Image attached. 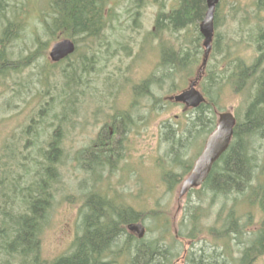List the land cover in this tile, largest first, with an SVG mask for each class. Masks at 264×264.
Returning a JSON list of instances; mask_svg holds the SVG:
<instances>
[{"label": "rangeland", "instance_id": "rangeland-1", "mask_svg": "<svg viewBox=\"0 0 264 264\" xmlns=\"http://www.w3.org/2000/svg\"><path fill=\"white\" fill-rule=\"evenodd\" d=\"M1 1L5 11L1 9L0 40L5 36L8 22L15 24L16 30L14 37L4 43L5 56L10 64L5 69L6 76L0 78V213L5 210L4 189L13 190L15 186L20 197L18 210H23L20 203L23 202L24 185L31 186L36 180L28 178V174L36 170L37 161H42L44 150L57 127L63 137L61 176L54 185L55 199L41 235L42 258L53 261L72 252L75 239L82 234L83 212H86L92 194L108 196L107 199L115 200L119 207H132L143 213L165 211L159 218L170 222L171 236L179 233L188 208L196 206L204 229L212 228L215 234H221L218 215L223 216L225 205H228V212L232 200L215 197L209 192H197L200 190L197 189L185 196L180 204V184L169 190L164 180L170 170H175L178 175L186 173L185 165L194 164L207 139L190 138L186 146L174 149L180 162L182 160L181 164L170 158L171 147L165 140V125L171 123L179 137L184 135V138L186 130L191 128L188 123L192 118L190 112L186 113L183 106L167 101L170 95L180 90L171 92L172 84L165 82L162 87L154 89V98L160 101L141 96L135 100L134 87L159 71L161 41L156 37L159 34L156 29L159 5L152 0H109L105 34L97 38H73L78 47L75 54L55 68L49 58L55 44L51 40L54 36L49 35L48 28L51 27L52 33L58 30L54 27L56 14L50 9L49 0ZM162 2L166 11L176 4L174 0ZM256 2L224 0L220 3L224 46L221 52L210 55L206 71L210 65L224 63L223 67H227L228 63L223 59L225 45L239 44V54L246 63H254L257 55L254 45L249 46L248 41L259 28L264 29V12L257 10ZM164 39L173 41L168 34ZM63 69L76 70L79 78L71 81V77L64 76ZM176 83L181 85L183 82L178 78ZM187 86L188 83L184 88ZM199 89L202 91L203 85ZM248 94L247 89L236 94L224 86L214 110L220 113L232 111L242 119ZM120 111L132 114L133 126L118 136L113 134L115 129L111 123L112 116ZM64 115L66 121L65 118L62 120ZM101 136L114 147L119 141V159H112L111 170L87 175L74 159ZM255 144L260 151L259 174L252 185L256 188L264 186V141ZM83 186L87 188L84 191L81 190ZM252 190L243 197L245 201L252 197ZM12 201L17 202L13 192L8 196L7 204ZM237 210L246 231L261 228L264 211L257 204L251 208L242 204ZM141 223L146 227V240L160 235L159 220L145 218ZM10 226V220L0 214V230L10 229ZM11 229L14 231V226ZM171 236L167 241H172ZM177 239L184 244L179 243L181 256L175 264H185L188 251L198 253L201 248L216 249L209 234H200L196 240ZM227 240L234 247L233 250L229 247L230 252L236 256L238 252L232 244L233 238L230 236ZM3 247L0 237V264H21L19 258L9 257ZM117 264L127 262L124 258ZM252 264H264V255Z\"/></svg>", "mask_w": 264, "mask_h": 264}, {"label": "trees", "instance_id": "trees-1", "mask_svg": "<svg viewBox=\"0 0 264 264\" xmlns=\"http://www.w3.org/2000/svg\"><path fill=\"white\" fill-rule=\"evenodd\" d=\"M108 1L49 0L50 9H54L56 14L54 27L58 30L52 33L49 27L52 34L50 36H54L56 40L69 38L73 41V38H97L105 34L109 19ZM152 1L160 7L156 15V29L159 32L156 37L161 41V58L157 68L159 71L134 87V94L135 100L141 96L156 102L160 100L154 98V89L162 87V84L167 82L172 84L171 92L181 91L200 69L204 47L199 25L207 12V0H174L176 4L167 11L162 0ZM223 1L220 0V3ZM256 8L259 12H264V0H257ZM1 9L5 11L2 1L0 15L3 12ZM221 11L219 4L215 13V38L211 54L221 52L224 46L220 23ZM135 14L138 15L139 12ZM14 29L16 30L15 24L8 22L5 36L0 40V78L6 76L5 69L10 64L5 56L4 43L14 37ZM251 32L254 33V30ZM167 34L173 37V41L164 39ZM251 44L254 45L257 55L253 64L246 63L239 54L240 47L237 44L225 45L223 59L228 63L227 67H223L224 63L208 67L201 80L208 101L190 112L192 118L188 123L191 128L186 130L185 138L184 135L179 137L171 123L164 126L167 132L165 140L171 147L169 156L176 164H181L182 160L180 162V156L174 149L181 145L186 146L190 138L207 137L215 129L217 116L214 109L218 106L222 88L230 87L236 94L246 89L249 91L246 110L242 119L237 118L234 138L229 149L214 164L206 182L197 191L209 192L215 197L232 200L233 204L228 212H226L228 205H225L222 208L223 216L218 215L221 234H215L212 228L204 229L203 219L196 211L199 207L196 206L188 208L179 233L171 236L170 222L166 218H159L165 211L153 210L143 213L132 207H119L116 202L114 203L115 200L109 201L108 196L92 194L85 207L87 210L83 212L82 234L75 239L72 252L53 261L43 259L41 235L47 213L52 209L55 199L54 185L60 180V167L64 157L63 137L60 127L56 126L54 135L44 150L42 161H37L36 170L28 174V178L36 180L31 186L24 185L23 202L20 203L23 210H18L21 205L18 206L20 197L18 198L17 186L9 191L4 189L6 193L3 191L5 210L0 214L10 220V229L14 226V231L9 228L0 230V237L4 242L3 249L9 257L19 258L21 264H117L124 258L127 264H175L181 256L179 243L182 242L177 238L196 240L200 234H209L215 242L212 244L216 249L201 248L198 253L188 251L185 264H252L259 256L264 255V222L258 231H246L247 227L242 224L237 210L242 204L250 208L257 204L261 211H264V186L256 188L252 186L258 178L260 168V151L255 143L264 141V29L259 28L256 34L250 36L248 45ZM58 65L55 64L54 67L58 68ZM63 73L74 82L79 78L76 70L69 72L63 69ZM178 78L183 82L181 85L176 83ZM43 114L42 112L41 115ZM64 118L66 121L65 115L62 120ZM132 120V114L127 111L113 115L111 125L115 129L114 133L121 136L128 127L130 130L133 126ZM117 151L119 144L116 147L108 145V141L101 136L93 145L80 151L74 161L85 174L93 175L96 172L107 171L108 168L111 170L112 159H119ZM185 166L187 167L184 174L178 175L175 170H170L164 175L169 190H173L177 183L180 184L192 167L191 164ZM85 189L87 188L83 186L81 190ZM110 189L108 190L111 191ZM251 189H254L252 190L254 193L245 201L243 197ZM195 191L192 190L189 194ZM12 192L17 197V202L7 204L8 196ZM145 218L160 221L161 233L157 238L138 239L127 231L128 224L141 223ZM169 236L172 237V241H167ZM230 236L233 238L232 244L237 247L236 256L230 252L234 248L228 243L227 238ZM219 248L221 250L217 251Z\"/></svg>", "mask_w": 264, "mask_h": 264}, {"label": "water", "instance_id": "water-1", "mask_svg": "<svg viewBox=\"0 0 264 264\" xmlns=\"http://www.w3.org/2000/svg\"><path fill=\"white\" fill-rule=\"evenodd\" d=\"M220 0H207V12L204 20L199 25L200 33L204 38L205 47L203 64L195 80L191 81L190 87L183 93L171 96L168 99L177 103H184L189 108H197L206 100L203 94L197 89L203 69L212 51V44L215 37V12ZM76 50L74 42L70 39L62 40L54 45L51 51V59L59 62L72 55ZM237 120L232 111L219 113L215 131L209 136L206 147L201 156L196 160L191 174L183 181L179 189L178 202L192 189L199 188L208 178L215 162L227 151L234 135V128ZM131 233L137 234L139 239L146 234L145 227L141 223H131L127 226Z\"/></svg>", "mask_w": 264, "mask_h": 264}, {"label": "bare ground", "instance_id": "bare-ground-1", "mask_svg": "<svg viewBox=\"0 0 264 264\" xmlns=\"http://www.w3.org/2000/svg\"><path fill=\"white\" fill-rule=\"evenodd\" d=\"M50 23H51V22H50ZM70 40H71V39H70ZM23 54H24V53H23ZM199 72H200V69L198 70L196 76H195L193 79H191V80L189 81L188 86H187L186 88L182 89L179 93L173 94L172 96L179 95V94L183 93L184 91H186V90L190 87L191 81H193V80L196 79V77H197V75H198ZM203 75H204V74H202L201 79L199 80V82H201ZM30 88H31V87H30ZM138 223H140V222H138ZM141 224L145 227V225H144L143 223H141ZM128 225H129V224H128ZM128 225H127V226H128ZM145 230H146V227H145ZM159 243H160V242H159Z\"/></svg>", "mask_w": 264, "mask_h": 264}, {"label": "flooded vegetation", "instance_id": "flooded-vegetation-1", "mask_svg": "<svg viewBox=\"0 0 264 264\" xmlns=\"http://www.w3.org/2000/svg\"><path fill=\"white\" fill-rule=\"evenodd\" d=\"M49 32V31H48ZM51 33H49V35H50ZM48 40H50V37H49V39ZM51 40H53L54 42L53 43H56V40H55V38H52ZM49 54H50V52H49ZM52 63V62H51ZM52 65H54V63H52ZM184 107V106H183ZM192 111V110H191ZM112 131V130H111ZM113 132V131H112ZM112 134V133H111ZM113 134H115V133H113ZM116 135V134H115ZM119 136V135H118ZM117 145L119 144V141H116L115 142ZM191 171V170H190ZM190 173V172H189ZM188 173V174H189Z\"/></svg>", "mask_w": 264, "mask_h": 264}]
</instances>
